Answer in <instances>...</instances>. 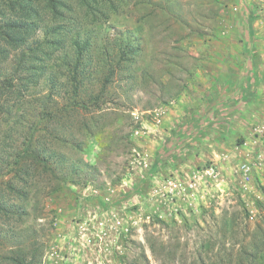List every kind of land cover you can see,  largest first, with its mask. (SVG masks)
Wrapping results in <instances>:
<instances>
[{"label":"rangeland","instance_id":"rangeland-1","mask_svg":"<svg viewBox=\"0 0 264 264\" xmlns=\"http://www.w3.org/2000/svg\"><path fill=\"white\" fill-rule=\"evenodd\" d=\"M66 3L72 31L57 47L45 42L49 17L19 48L0 40V86L27 75L15 71L22 55L32 70L34 55L49 58L35 83L14 88L23 97L0 95L15 104L0 111V191L26 209L0 214V264L34 248L37 264H236L255 252L264 264V0L100 1L86 18ZM0 10L2 30L16 17ZM75 35L91 39L78 93L67 66ZM49 109L64 126L41 121ZM29 137L31 149H54L57 177L27 158V183L14 180L7 167Z\"/></svg>","mask_w":264,"mask_h":264},{"label":"trees","instance_id":"trees-1","mask_svg":"<svg viewBox=\"0 0 264 264\" xmlns=\"http://www.w3.org/2000/svg\"><path fill=\"white\" fill-rule=\"evenodd\" d=\"M0 9L3 7L8 10L11 14H13L16 19H10L6 21L3 25L2 30H0V40L4 41L9 46H12L14 48H19L26 44V40L29 35L36 32L38 28L42 27L41 23H44L46 20V17H49L51 21H54L56 24H52V29L50 30V39H45V42H47L49 45H54L57 47V45H60L62 41L65 40V35H68V32L72 31V22L68 19L63 18V14H65L66 10H69L71 8L67 7L66 0H2ZM79 9L84 12V17L86 18V15H89V11L87 12V9L91 8L92 6H97L98 2L100 1H106L111 2V0H77ZM85 8V10H83ZM2 13L3 11L0 10ZM87 12V13H86ZM61 18L62 22L57 23V19L59 20ZM57 21V22H56ZM60 22V21H59ZM72 46L74 48L73 55L71 56V62H68V72L71 74V80L74 81V93H78L77 86L79 85V80L77 78V75L79 72L81 73L84 68L86 67V64L84 62L86 52H88L89 47L91 46V39L90 38H84V40L81 39L78 35H75V39L72 42ZM126 50L122 49V52L120 54H123ZM128 51V50H127ZM134 53V51H133ZM29 53V57H30ZM28 55L24 54L22 57H19V60L17 61V67L15 68V71L17 73L19 72H27V75H20L19 80L17 84L13 82V78L9 77V79H6L4 82L1 83L0 89L2 88V91L0 95L6 96L8 98L14 97V98H21L23 97L22 91H20V88L14 89L15 87H19V85H22L25 87L24 89H27V84L35 83V80L39 78L43 72L45 63L49 58L41 59L40 56L34 55V58L36 60H41L40 65L32 66L34 68L33 70L27 66L25 63V58H27ZM129 57H125L124 60H128ZM120 65V62H118ZM115 69L110 68L107 75L103 78V84L102 88H105V84L110 83L112 77L114 76ZM18 80V81H19ZM18 85V86H16ZM99 97L94 98V102L98 104ZM19 100V99H18ZM78 102V101H76ZM18 104V103H16ZM15 104L5 107L2 103H0V111L3 112H9L11 107H14ZM81 107L86 109L88 106L86 103H82ZM46 113V114H44ZM41 117V121H44L47 123L48 119H51L56 123L58 126H64L65 121L63 120L62 114H58L56 112L51 111L50 109L46 112H44ZM31 134V133H30ZM51 143L59 144L61 137L58 135H53L51 137ZM31 139L32 137H29V139L24 143V146L21 151H18L14 154L13 159L9 162V167H7L8 171H14V180L17 182H23L24 184L27 183V179L30 174V168L23 164V161L27 158L31 160L32 163H35V166L42 167L43 171L46 174H49L51 176L57 177L56 171L54 167L49 163V159L52 155H54V149L50 150L48 147L42 148L38 147L36 149H31ZM38 142V139H37ZM41 142H39V145ZM76 147V146H75ZM79 147V146H78ZM76 147V149H78ZM80 148V147H79ZM53 153V154H51ZM63 160V156H60V161ZM138 183L134 187H132L131 190L128 192L122 194L119 198L124 199L126 197H129L135 193H138L141 191V184ZM7 190L11 194H16L18 197H25L27 198L26 193L23 190L16 189V183L11 184L8 183L6 185ZM118 200V199H117ZM116 200V201H117ZM115 202V201H114ZM26 213L25 206L23 204H17L10 202L7 197H4V191H0V214L6 215L7 217H15V218H22V216ZM254 253V252H253ZM39 252L38 249L34 248L33 250L27 252L23 249H20V252L11 251V254L7 256V259L13 263V264H37V258H39ZM241 254H247L245 251L241 252ZM216 256V254H214ZM248 256H252L251 260H248L246 263H242L239 260L236 261V264H262L260 260L257 259L259 257L258 253L254 254H248ZM231 261V260H229ZM207 264V263H206Z\"/></svg>","mask_w":264,"mask_h":264},{"label":"built area","instance_id":"built-area-1","mask_svg":"<svg viewBox=\"0 0 264 264\" xmlns=\"http://www.w3.org/2000/svg\"><path fill=\"white\" fill-rule=\"evenodd\" d=\"M256 160H259V161H263L264 160V154H258L257 157H256ZM137 163H142L143 165L146 164V161L145 159H143L142 157L139 156V159L137 160ZM238 169L240 170L241 174L243 176H248L249 172H250V163L248 162H243V163H239V166H238ZM206 173H208L209 175H215V168L211 165L209 166L206 171ZM172 184V183H171ZM174 185L176 186V184L174 183ZM196 185V183L194 182H190L188 183L187 187L185 186H182L180 189L181 191H183L184 193H188L187 192V188L193 190ZM190 194H194L193 192H191ZM113 218H115V216H112ZM119 219H116L115 221L118 222ZM99 226H103V223L100 221L99 223ZM83 230V229H82ZM82 234V240L85 242V243H88L91 241V236L88 234V233H85V232H81Z\"/></svg>","mask_w":264,"mask_h":264},{"label":"crops","instance_id":"crops-1","mask_svg":"<svg viewBox=\"0 0 264 264\" xmlns=\"http://www.w3.org/2000/svg\"><path fill=\"white\" fill-rule=\"evenodd\" d=\"M247 80H248V79H245L246 83H247ZM69 259H70V258H69ZM65 264H69V263L66 262Z\"/></svg>","mask_w":264,"mask_h":264}]
</instances>
